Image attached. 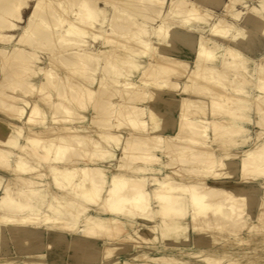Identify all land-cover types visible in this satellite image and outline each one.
Segmentation results:
<instances>
[{
    "label": "bare ground",
    "instance_id": "1",
    "mask_svg": "<svg viewBox=\"0 0 264 264\" xmlns=\"http://www.w3.org/2000/svg\"><path fill=\"white\" fill-rule=\"evenodd\" d=\"M259 191L264 0H0V264H264Z\"/></svg>",
    "mask_w": 264,
    "mask_h": 264
},
{
    "label": "rangeland",
    "instance_id": "2",
    "mask_svg": "<svg viewBox=\"0 0 264 264\" xmlns=\"http://www.w3.org/2000/svg\"><path fill=\"white\" fill-rule=\"evenodd\" d=\"M227 0H223V3L224 2H226ZM251 2H252V4L253 5H256V4H258V0H247V3L248 4H250V5H252L251 4ZM257 2V3H256ZM212 3V4H211ZM216 5V6H215ZM212 6V7H211ZM222 6L223 5H221V6H219L218 7V5L217 4H215L214 2H208V6H207V3L205 4V6H204V8H208L209 10H212V11H214V12H216V13H221L222 12ZM238 8L239 9H243V6H238ZM28 15V13L25 15V16H27ZM13 45V43H11L10 45H9V48H10V46H12ZM91 45H92V47L93 48H99L100 47V43L98 42V43H91ZM94 50H96V49H94ZM93 50V51H94ZM191 62V64L193 63V61L191 60L190 61ZM251 65L253 66L254 65V63L253 62H251ZM178 98V97H177ZM255 115V116H254ZM251 116L253 117V119H254V117H256V114H255V112H251ZM256 119V118H255ZM254 119V120H255ZM252 123V122H251ZM251 123H249V124H246V128L249 130V136H251V139L249 140V142H246L245 144H241V145H239L238 147H236L235 148V150L236 151H242V150H244V149H246V148H249V147H251V146H253V144H254V142H255V140H256V131L258 130V128L256 127V125H254L253 123L251 124ZM253 128H255V129H253ZM253 129V130H252ZM253 135V136H252ZM253 138V139H252ZM254 141V142H253ZM247 146V147H246ZM117 155L118 156H120V154L119 153H117ZM164 159V158H163ZM260 183V184H259ZM260 185H261V181L260 180H253L252 182H250L249 184H248V186L250 187V188H255V189H258V188H260ZM257 196H261V197H263L264 195H263V192H260L259 191V193H257ZM70 239V237H68V240ZM13 242V243H12ZM11 243H12V245H11ZM12 246L14 247V248H12ZM8 251L10 252L9 254H14V255H20L18 252H17V248H16V246H15V242H14V240H13V238H12V240L10 239V241H9V245H8ZM44 251V250H43ZM258 254H259V257H261V258H264V249H258ZM14 252V253H13ZM67 254H69V255H67ZM21 256V255H20ZM23 256V255H22ZM64 257H65V262L66 263H69L71 260H72V257L70 256V250H68V252L65 250V253H64ZM94 264H99L98 263V261H96ZM221 264H225V261L223 262L222 261V263Z\"/></svg>",
    "mask_w": 264,
    "mask_h": 264
},
{
    "label": "crops",
    "instance_id": "3",
    "mask_svg": "<svg viewBox=\"0 0 264 264\" xmlns=\"http://www.w3.org/2000/svg\"><path fill=\"white\" fill-rule=\"evenodd\" d=\"M68 237H70V236H68Z\"/></svg>",
    "mask_w": 264,
    "mask_h": 264
}]
</instances>
